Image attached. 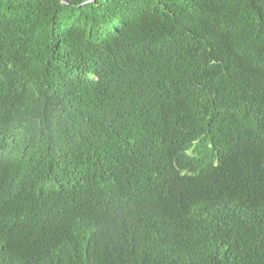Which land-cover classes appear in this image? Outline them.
Here are the masks:
<instances>
[{
  "label": "trees",
  "instance_id": "trees-1",
  "mask_svg": "<svg viewBox=\"0 0 264 264\" xmlns=\"http://www.w3.org/2000/svg\"><path fill=\"white\" fill-rule=\"evenodd\" d=\"M0 264H264V0H0Z\"/></svg>",
  "mask_w": 264,
  "mask_h": 264
}]
</instances>
